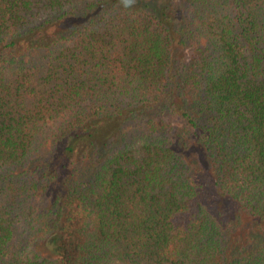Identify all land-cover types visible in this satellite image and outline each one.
<instances>
[{
  "label": "trees",
  "instance_id": "16d2710c",
  "mask_svg": "<svg viewBox=\"0 0 264 264\" xmlns=\"http://www.w3.org/2000/svg\"><path fill=\"white\" fill-rule=\"evenodd\" d=\"M0 264H264V0H0Z\"/></svg>",
  "mask_w": 264,
  "mask_h": 264
}]
</instances>
